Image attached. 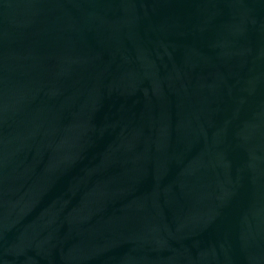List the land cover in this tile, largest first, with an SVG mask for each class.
I'll use <instances>...</instances> for the list:
<instances>
[{
  "label": "water",
  "instance_id": "1",
  "mask_svg": "<svg viewBox=\"0 0 264 264\" xmlns=\"http://www.w3.org/2000/svg\"><path fill=\"white\" fill-rule=\"evenodd\" d=\"M0 264H264V0H0Z\"/></svg>",
  "mask_w": 264,
  "mask_h": 264
}]
</instances>
